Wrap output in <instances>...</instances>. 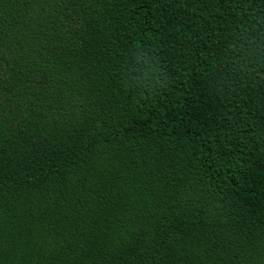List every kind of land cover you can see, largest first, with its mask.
Instances as JSON below:
<instances>
[{
  "label": "trees",
  "instance_id": "16d2710c",
  "mask_svg": "<svg viewBox=\"0 0 264 264\" xmlns=\"http://www.w3.org/2000/svg\"><path fill=\"white\" fill-rule=\"evenodd\" d=\"M0 264H264V0H0Z\"/></svg>",
  "mask_w": 264,
  "mask_h": 264
}]
</instances>
